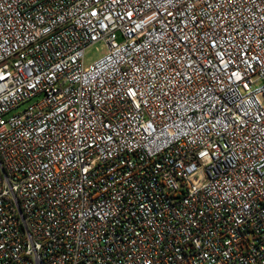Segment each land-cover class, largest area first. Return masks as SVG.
Returning a JSON list of instances; mask_svg holds the SVG:
<instances>
[{
  "label": "built area",
  "instance_id": "1",
  "mask_svg": "<svg viewBox=\"0 0 264 264\" xmlns=\"http://www.w3.org/2000/svg\"><path fill=\"white\" fill-rule=\"evenodd\" d=\"M0 264H264V0H0Z\"/></svg>",
  "mask_w": 264,
  "mask_h": 264
},
{
  "label": "rangeland",
  "instance_id": "2",
  "mask_svg": "<svg viewBox=\"0 0 264 264\" xmlns=\"http://www.w3.org/2000/svg\"><path fill=\"white\" fill-rule=\"evenodd\" d=\"M119 41H121L120 37ZM105 51L106 47L104 43H99L89 48L86 52V64H90L91 61L100 59L105 54Z\"/></svg>",
  "mask_w": 264,
  "mask_h": 264
}]
</instances>
